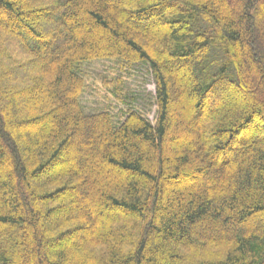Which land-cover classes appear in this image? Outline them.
<instances>
[{"label":"trees","instance_id":"trees-1","mask_svg":"<svg viewBox=\"0 0 264 264\" xmlns=\"http://www.w3.org/2000/svg\"><path fill=\"white\" fill-rule=\"evenodd\" d=\"M0 264H264V0H0Z\"/></svg>","mask_w":264,"mask_h":264},{"label":"rangeland","instance_id":"rangeland-1","mask_svg":"<svg viewBox=\"0 0 264 264\" xmlns=\"http://www.w3.org/2000/svg\"><path fill=\"white\" fill-rule=\"evenodd\" d=\"M114 68V64L111 61L93 63L84 67L83 70H85L87 76L85 77L86 87L82 102L87 110L91 111L99 107L109 106L110 111L116 114L118 109L123 107V104L120 101H115L108 91L113 83H116L117 86H122L119 81L123 79L122 82L127 87V90L138 94L136 105L153 122L155 117L154 84L147 69L139 66L120 70L121 73H119V70L116 71ZM117 77L120 79L119 81L113 80L112 84L106 83V81ZM175 114H177V111L175 109L171 110V115ZM174 133L179 138H185L189 135L188 131L183 128H177ZM196 181V179H189L183 186L188 188L193 186ZM189 190L193 191L192 188H189ZM108 214L109 212L106 213V215Z\"/></svg>","mask_w":264,"mask_h":264}]
</instances>
